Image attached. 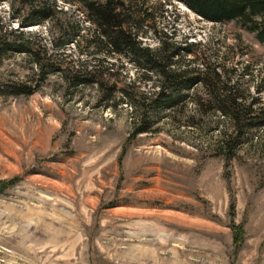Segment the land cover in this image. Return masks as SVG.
Here are the masks:
<instances>
[{
  "label": "rangeland",
  "instance_id": "obj_1",
  "mask_svg": "<svg viewBox=\"0 0 264 264\" xmlns=\"http://www.w3.org/2000/svg\"><path fill=\"white\" fill-rule=\"evenodd\" d=\"M54 1L51 22L20 28L33 9ZM124 1L135 29L148 32L139 37L143 46L156 48L160 37L193 43L188 61L216 68L264 106V47L255 34L236 22L206 21L182 2ZM0 15L50 55L96 65L83 38L65 54L51 43L54 23H77L91 38L95 28L79 8L61 0H0ZM107 61L121 68L120 101L141 73L128 57ZM37 78L25 55L0 66L1 90ZM137 85L159 91L155 83ZM208 114L190 105L164 118L157 133L132 138L130 105L104 109L96 89L69 88L59 75L32 96L0 95V181L20 179L0 195V264H264V129L228 162L216 146L231 124ZM233 225L244 232L238 243Z\"/></svg>",
  "mask_w": 264,
  "mask_h": 264
},
{
  "label": "trees",
  "instance_id": "obj_2",
  "mask_svg": "<svg viewBox=\"0 0 264 264\" xmlns=\"http://www.w3.org/2000/svg\"><path fill=\"white\" fill-rule=\"evenodd\" d=\"M79 8L87 15L89 24L95 28L91 38L81 34L77 23H67L50 28L52 46L65 54L70 46L80 47L83 38L94 48L93 58L98 59L96 65H77L48 53L47 47L40 42L35 43L36 36L26 34L24 30H13L0 15V66L13 55L28 56L37 70V80L30 85L13 84L0 89V95L32 96L51 76L59 75L69 88H94L104 109L117 110L124 102L134 111V129L132 138L143 134L157 133L160 122L164 118H172L178 112L184 113L191 105L195 112L202 116L218 112L227 119L233 131L220 132L222 138L216 148L223 150L226 160L231 162L245 143L253 141L258 130L264 129V106L259 99L249 98L239 86L225 81L216 68L208 65L195 66V60L187 57L196 54L197 45L191 43L178 44L171 37H160L156 48L143 46L139 37L148 32L135 29L126 11L124 0H61ZM184 3L189 9L206 21L213 23L236 22L242 28L255 34L258 42L264 47V0H169ZM54 6L45 4L33 9L30 15L20 23V28L41 26L51 22L58 12ZM54 7V10L52 9ZM57 7V6H56ZM61 13L62 10H59ZM84 30V29H83ZM87 38V39H85ZM42 41V40H40ZM37 46V47H36ZM128 57L134 63L137 73H141L137 81H130L123 90V97L117 100L119 89L120 67L106 63L108 58ZM124 67H122L123 69ZM156 78V80L154 79ZM140 81L153 84L159 89L155 93L139 90ZM202 88L205 96L198 92ZM196 116L189 120L194 121ZM174 118V117H173ZM219 130L220 127H215ZM20 182L18 177L0 181V195ZM235 202L231 205V213L235 215ZM235 242L242 241L243 229L233 225Z\"/></svg>",
  "mask_w": 264,
  "mask_h": 264
}]
</instances>
